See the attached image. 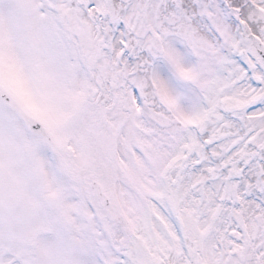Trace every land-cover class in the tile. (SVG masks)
<instances>
[{
  "label": "snow or ice",
  "instance_id": "snow-or-ice-1",
  "mask_svg": "<svg viewBox=\"0 0 264 264\" xmlns=\"http://www.w3.org/2000/svg\"><path fill=\"white\" fill-rule=\"evenodd\" d=\"M0 264H264V0H0Z\"/></svg>",
  "mask_w": 264,
  "mask_h": 264
}]
</instances>
